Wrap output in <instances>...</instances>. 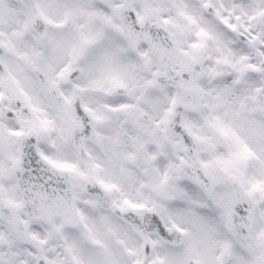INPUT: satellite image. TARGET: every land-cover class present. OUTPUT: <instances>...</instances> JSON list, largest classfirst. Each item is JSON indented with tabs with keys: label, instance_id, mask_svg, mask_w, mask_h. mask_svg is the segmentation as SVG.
<instances>
[{
	"label": "snow or ice",
	"instance_id": "obj_1",
	"mask_svg": "<svg viewBox=\"0 0 264 264\" xmlns=\"http://www.w3.org/2000/svg\"><path fill=\"white\" fill-rule=\"evenodd\" d=\"M0 264H264V0H0Z\"/></svg>",
	"mask_w": 264,
	"mask_h": 264
}]
</instances>
